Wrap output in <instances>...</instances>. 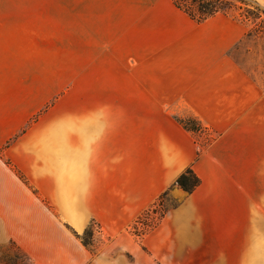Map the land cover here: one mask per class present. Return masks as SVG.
I'll list each match as a JSON object with an SVG mask.
<instances>
[{
  "label": "crops",
  "instance_id": "crops-1",
  "mask_svg": "<svg viewBox=\"0 0 264 264\" xmlns=\"http://www.w3.org/2000/svg\"><path fill=\"white\" fill-rule=\"evenodd\" d=\"M246 33L229 15L197 22L173 0H0V148L48 95L38 49H98L94 60L121 65L101 74L76 122H61L60 143L34 126L9 150L78 231L95 220L107 241L94 254L57 233L36 264H264V90L231 54ZM188 169L198 188L178 189L182 203L133 235Z\"/></svg>",
  "mask_w": 264,
  "mask_h": 264
},
{
  "label": "rangeland",
  "instance_id": "rangeland-1",
  "mask_svg": "<svg viewBox=\"0 0 264 264\" xmlns=\"http://www.w3.org/2000/svg\"><path fill=\"white\" fill-rule=\"evenodd\" d=\"M233 4L228 15L243 23L247 33L231 54L264 90V7L253 0H233ZM96 52L99 53L98 49L79 47L38 49V90L48 95H39L38 111L20 135L37 126L35 136L40 137L42 143L61 142V122H76L80 118V103L92 101L93 96L89 94L101 74L103 77V73L110 69L120 70L119 64L94 60ZM180 120L192 121L187 117ZM197 125L196 121L191 122V126ZM20 135L0 148V264H36L37 258L47 255L42 243L46 238L56 237L52 235L57 233L77 237L82 245L88 243L86 248L96 254L97 249L107 242L99 223L91 220L82 231H78L63 214L61 202L53 195L51 186L49 191L38 190L30 177L24 175L9 158V150ZM43 186L46 187L44 181ZM178 189L175 186L166 191L146 209L132 226L131 233L142 237L154 231L186 196ZM106 256L113 258L111 252ZM129 258L133 257L129 255ZM147 262L149 259L145 255Z\"/></svg>",
  "mask_w": 264,
  "mask_h": 264
},
{
  "label": "trees",
  "instance_id": "trees-1",
  "mask_svg": "<svg viewBox=\"0 0 264 264\" xmlns=\"http://www.w3.org/2000/svg\"><path fill=\"white\" fill-rule=\"evenodd\" d=\"M175 5L187 14L191 19L197 22L217 15H228V12L234 7L233 0H173ZM186 129L197 131L198 127L191 126L192 121L179 120ZM194 122V121H193ZM200 185V179L192 169L186 170L175 182L174 186L182 189L188 194L193 193ZM78 236V235H77ZM81 238L80 236H78ZM88 247V243H83Z\"/></svg>",
  "mask_w": 264,
  "mask_h": 264
}]
</instances>
